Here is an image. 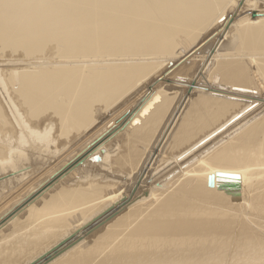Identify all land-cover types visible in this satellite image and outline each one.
I'll return each mask as SVG.
<instances>
[{"label": "bare ground", "instance_id": "6f19581e", "mask_svg": "<svg viewBox=\"0 0 264 264\" xmlns=\"http://www.w3.org/2000/svg\"><path fill=\"white\" fill-rule=\"evenodd\" d=\"M182 71L188 83L175 78ZM263 98L264 0H0V173L12 171L0 180V209L68 160L77 170L93 162L91 140L103 131L112 129L118 145L114 156L100 153L103 173L72 174L24 201L26 216L0 235V264H29L79 229L69 244L127 195L134 200L112 222L45 264H141V254L180 241L191 248L220 234L249 236L228 210L204 219L188 217L185 205L212 197L264 205V118L216 139L251 106L264 108ZM192 152L200 159L181 165ZM160 156L178 174L144 190L141 177ZM224 181L240 187H219ZM260 257L237 259L264 264ZM146 264L203 261L174 253Z\"/></svg>", "mask_w": 264, "mask_h": 264}, {"label": "rangeland", "instance_id": "374dc122", "mask_svg": "<svg viewBox=\"0 0 264 264\" xmlns=\"http://www.w3.org/2000/svg\"><path fill=\"white\" fill-rule=\"evenodd\" d=\"M249 10H251V9H249ZM259 10H261V9H258L257 12ZM172 58L173 57H171V59ZM169 66H171V64H169L168 67ZM168 67H166V69ZM184 71L180 72L179 74L176 73L175 78L180 79V76H181L180 81H186L188 83L189 81L187 80V78L189 75L188 76L184 75V76H187V78L184 77L182 75V74L186 73ZM182 76L186 80L182 79ZM191 81L193 82V80L190 79V82ZM217 85L220 87H230L229 86L230 84H225V83H217ZM262 102L264 104V98L262 99ZM260 107L261 108H258V107H256V105L254 107L251 106V108H249V110L247 111L248 114L244 113L238 119V121H239L240 119H242V117H244L239 125H237L234 128H231L232 127L231 126L227 130L223 129V131L220 132V134L216 137V139L222 140L223 139L222 137H224V134L229 130H234L238 127H243L244 124H250L251 122H253L255 120L256 121L262 120L264 118V108H262V106H260ZM119 136L124 137V132H122V133L120 132ZM110 137L113 138V141L112 140L110 141V139H109ZM116 137H117V135L113 134V130L110 129V130L103 131L100 136H97L93 140H91L90 148L94 149L93 152H91V154L93 153V154L97 155V156L92 157L94 164L91 161V162L87 163L86 166H82V167H80L79 170H77V169H75V166H74L75 164H73V159H71V160H68L64 165H62V167H59L57 169V171H55V172H48L44 175H41V177H39V179H35V178H37L41 173H38L36 176L32 177L33 179H35V182L33 183L34 186L32 187V189H30L25 195L18 197L17 199H15L14 201H12L10 203H7L3 208L0 209V230L2 229L0 231V235L2 233L4 234L5 232H7V230H9V227H10V226H8V225H10L9 222H11V224H12V221L17 218L18 213L23 212L20 214L23 216H26V214H25L26 211L24 209L26 207V206H24L25 202H28L29 200H30L29 202H31V199L33 201V198L35 200L38 197V195L44 193L45 191H48V192L54 191L57 188V186L60 184H63V183L68 184L69 183L68 179L70 178V176L72 174L82 176L89 171L92 172L93 175H98L100 173H103L102 171L104 169L102 168L101 165H100V167H98V170H96V168H95L96 162H103L104 163L103 159L100 157V153L105 154L107 152V153H109L110 156H114L115 152H111V150L118 148V145L113 147L114 144L116 143L115 139H114ZM121 140H119L120 146L122 145V143H124V141H121ZM205 144H206L205 146H207V143H205ZM120 150L122 151L123 148ZM200 150H201V148L199 149V151ZM198 154L199 153H194V154H193V152H192V154L190 153V155H188L184 159V162L181 165L192 167L198 161V159H200V157H198L199 156ZM166 159H167V157H166ZM164 160H165V158H162V156H160L155 161L154 168L152 169V171L149 173L150 170H148L141 177L142 178L141 182L143 180H145V178H147L146 179L147 185L144 187V190L146 189V187L148 188V184L150 183V181H153L154 179H155V182L159 183V179L161 181L169 175L173 176L172 174H174V176H175V174H178V172L176 173V171L179 168L177 167L175 169V167H174V168L170 169L169 168L170 166L168 167L169 161L164 162ZM80 165H82V164H80ZM181 165L179 167H181ZM72 169H73V171H72ZM11 172H9V171L4 172V174H2L3 172L0 173V180L1 181H2V179L4 180L7 176H8L7 178L12 177V175L10 174ZM5 173L7 174V176ZM147 174H148V177H146ZM2 176H4V177L2 178ZM141 182H139V183H141ZM150 187L151 186H149V188ZM157 191H162V189H157ZM147 192L148 191H146L145 193L148 194ZM32 194H33V196H32ZM34 195L35 196L37 195V196L34 197ZM129 197L130 196H128V195L125 197L122 196V199H121L122 201L118 200L119 202L114 204L115 206H113L112 210L111 209L107 210L106 213L109 214V216L104 217L102 220H100L94 226H91L89 229L81 230L79 233H81V232L82 233L79 235V237L74 239L69 244L72 245L77 240H80L82 238V236L86 235L89 231H91L93 228H95V226L98 227L99 226L98 224H102L103 222L108 220V218H111V217L115 216L116 214H118L122 208L126 207L128 204L132 203V201L134 200V198H129ZM242 197H244V195ZM138 200H140V198H138ZM123 201H125V202H123ZM29 202H28V204H29ZM121 202H123V204H122V206L119 207ZM238 202L240 203L239 204L240 206L230 207V206H228L230 202L227 203V202L223 201L220 197H212L209 199H204L203 201L192 200L189 203V205H185V209L187 212H191L188 214V217H191L192 213H194L196 215L200 214V216L204 217V219L211 217L210 215H207V211L228 210V211L233 213V219L235 222L236 231H237V229H240L241 221L245 222L246 225L249 226V228H248V230L250 232L249 236H244V237L239 236L238 237L237 232H236L237 235H234V236H232V232L227 233V234H220V235L216 236L218 239H216L215 241L205 242L199 247L197 246V247H191V248H189L188 246H185L186 240L180 241L179 243H174V244H172L166 248L158 249V255H153L151 253L141 254L139 256V258L142 259L141 264H146L147 262L152 261L154 259H160V258L166 259V258L172 256L174 253H179L180 255L185 257L187 260H190L193 257H199L203 261V264H228L230 262H231V264H235L238 260L237 258L238 257L242 258L241 256L245 257V258H242L243 261H244V259H245V261H248L249 259L250 260L251 259L259 260L257 258V257H260V256H257V255H259L258 254L259 250L257 252H255V254L257 253L256 254L257 257L253 256L252 252H254V250L256 251V249H261V248L264 250V205H254V206L243 205L241 200L236 201L235 203H238ZM28 204L26 203V205H28ZM21 206L22 207L24 206V208H21ZM116 206L119 208L116 209L117 208ZM18 209H19V211H18ZM20 209L21 210L24 209V211H21ZM102 215H104V214H102ZM101 217H103V216H101ZM112 221H113V219L108 220L109 223ZM6 225L8 228L6 227ZM115 228L116 227H114V224H112V225L108 226L107 228H104V229L102 228L100 233L105 234V233H108ZM168 232H171V234L173 236H178V235L183 234V233L177 231L174 226H173V228L170 226L168 229ZM94 238H95V236L90 239V242H92L94 240ZM82 243L83 242H80L79 244L83 245ZM65 246L68 247V244ZM65 249H63V250H65ZM63 250L61 249L59 252L58 251L53 252L52 255L49 256L47 259H52L53 257H56ZM69 252L73 253L74 251H73V249H71ZM263 252H262V254L264 255ZM248 253H249V255L251 253L252 256L251 255L249 256ZM259 253L261 254V251H259ZM263 255H262V257H263ZM66 256H68V255H65L64 257H66ZM263 258H261L262 261H264ZM242 259H241V262H242ZM235 260H236V262H235ZM238 261H239L238 263L241 264L240 259Z\"/></svg>", "mask_w": 264, "mask_h": 264}, {"label": "water", "instance_id": "95a60500", "mask_svg": "<svg viewBox=\"0 0 264 264\" xmlns=\"http://www.w3.org/2000/svg\"><path fill=\"white\" fill-rule=\"evenodd\" d=\"M252 15L255 17V16H257L258 15V12H257V10H253L252 11ZM139 182H140V180H139ZM219 187H223V188H236V189H238L239 187H240V185H239V181H224V182H222V183H220L219 184ZM228 193H230V194H234L235 196H239L240 195V191L238 190V191H228ZM236 201H239V199H234L233 201H232V203L231 204H229L228 206H230V207H238V206H240L239 204V202L238 203H235ZM114 206V205H113ZM113 206H111V207H108L106 210H108V209H110V208H113ZM104 211V213H106L107 211ZM103 213V214H104ZM102 216V214H100V215H98V217L97 218H100ZM107 216H109V214H107ZM96 219V218H95ZM95 219H93V220H95ZM93 222V221H92ZM90 225V223H88L87 225H85V226H89ZM78 231H79V229H77ZM77 231V232H78ZM77 232H73L72 234H70L69 236H67L65 239H62V240H60L57 244H55L53 247H51L48 251H46L45 253H42L40 256H38L36 259H34L31 263H29V264H45L46 262H48L50 259H46L45 261H43L44 260V258H45V256H47L48 254H51V253H53V252H55L56 250L59 252L61 249L63 250V249H65V248H67V246H65V245H67L66 243L68 242V241H70L74 236H75V233H77ZM70 246V244H68V247ZM65 247V248H64ZM56 251V252H57Z\"/></svg>", "mask_w": 264, "mask_h": 264}]
</instances>
